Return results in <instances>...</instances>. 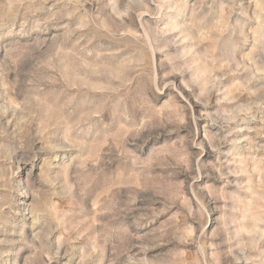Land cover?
Segmentation results:
<instances>
[{
	"label": "rangeland",
	"instance_id": "374dc122",
	"mask_svg": "<svg viewBox=\"0 0 264 264\" xmlns=\"http://www.w3.org/2000/svg\"><path fill=\"white\" fill-rule=\"evenodd\" d=\"M0 264H264V0H0Z\"/></svg>",
	"mask_w": 264,
	"mask_h": 264
}]
</instances>
